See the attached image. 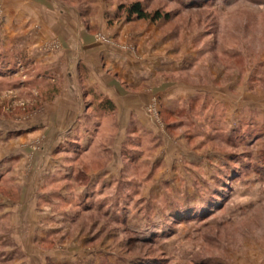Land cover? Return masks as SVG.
<instances>
[{"label":"rangeland","instance_id":"1","mask_svg":"<svg viewBox=\"0 0 264 264\" xmlns=\"http://www.w3.org/2000/svg\"><path fill=\"white\" fill-rule=\"evenodd\" d=\"M63 1L155 98L104 109L87 65L64 77L80 54L8 38L0 0V264H264V0Z\"/></svg>","mask_w":264,"mask_h":264},{"label":"crops","instance_id":"2","mask_svg":"<svg viewBox=\"0 0 264 264\" xmlns=\"http://www.w3.org/2000/svg\"><path fill=\"white\" fill-rule=\"evenodd\" d=\"M64 3L63 0H3L6 25L10 31L7 37L11 38V30L18 25L19 36H25L26 40L29 38L27 36L33 35L29 39L37 43L43 40L60 42L63 54L79 53L81 56L76 61L77 72H67V76H64L66 79H81L82 62L90 69L89 85L108 96L111 104L122 111H140L148 103L145 101L155 98V93L151 91L149 95L137 91L135 76H128L127 71L115 65L121 52L113 44L96 40L99 31L104 32L108 39L114 37L111 36L112 31L108 24L105 22L89 25L82 19L76 22V16L79 15L77 10ZM68 60L69 58L65 61L67 66ZM72 85L66 90V95L61 96L63 99H60L55 109L57 123L64 128L74 126L78 118V102L74 98L75 90Z\"/></svg>","mask_w":264,"mask_h":264},{"label":"trees","instance_id":"3","mask_svg":"<svg viewBox=\"0 0 264 264\" xmlns=\"http://www.w3.org/2000/svg\"><path fill=\"white\" fill-rule=\"evenodd\" d=\"M125 6L122 7L124 9ZM126 12L128 14V17L130 20L137 19V20H152L154 22L159 21L162 19L163 15L157 11L155 13L146 12L141 3H135L130 5L128 8H126ZM166 18L169 19V14L166 15ZM104 109L114 111L115 106L111 104L110 101L104 102V105H102Z\"/></svg>","mask_w":264,"mask_h":264}]
</instances>
